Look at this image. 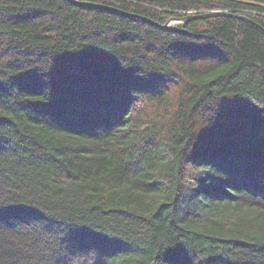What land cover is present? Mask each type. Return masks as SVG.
<instances>
[{
  "label": "trees",
  "instance_id": "obj_1",
  "mask_svg": "<svg viewBox=\"0 0 264 264\" xmlns=\"http://www.w3.org/2000/svg\"><path fill=\"white\" fill-rule=\"evenodd\" d=\"M0 0V264H264V0ZM135 13V14H132Z\"/></svg>",
  "mask_w": 264,
  "mask_h": 264
},
{
  "label": "water",
  "instance_id": "obj_2",
  "mask_svg": "<svg viewBox=\"0 0 264 264\" xmlns=\"http://www.w3.org/2000/svg\"><path fill=\"white\" fill-rule=\"evenodd\" d=\"M75 3L81 4V5H86V6H90V7H97V8H108V9H116L115 7L106 5V4H102V3H97V2H91V1H87V0H72ZM118 11L121 12H125L121 9H116ZM135 14V13H132ZM137 15V14H135ZM213 16H229V17H234V18H238L241 20H245L247 22H251L253 24H256L257 26L261 27L264 30V27H262L259 23H257L255 20H253L252 18L245 16L243 14L240 13H236V12H231V11H209V12H203V13H198V14H190L187 16H183V17H172L170 18L165 24H160L158 23L160 26L164 27V28H169L173 22H184L186 20H190V19H197V18H204V17H213Z\"/></svg>",
  "mask_w": 264,
  "mask_h": 264
},
{
  "label": "rangeland",
  "instance_id": "obj_3",
  "mask_svg": "<svg viewBox=\"0 0 264 264\" xmlns=\"http://www.w3.org/2000/svg\"><path fill=\"white\" fill-rule=\"evenodd\" d=\"M174 23V22H173Z\"/></svg>",
  "mask_w": 264,
  "mask_h": 264
}]
</instances>
